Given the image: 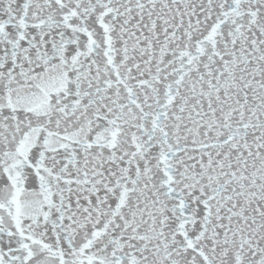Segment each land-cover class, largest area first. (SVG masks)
Returning a JSON list of instances; mask_svg holds the SVG:
<instances>
[{
	"label": "snow or ice",
	"instance_id": "1",
	"mask_svg": "<svg viewBox=\"0 0 264 264\" xmlns=\"http://www.w3.org/2000/svg\"><path fill=\"white\" fill-rule=\"evenodd\" d=\"M0 264H264V0H0Z\"/></svg>",
	"mask_w": 264,
	"mask_h": 264
}]
</instances>
